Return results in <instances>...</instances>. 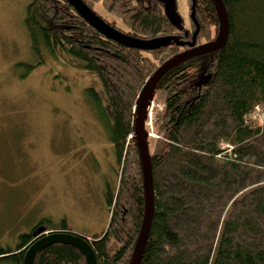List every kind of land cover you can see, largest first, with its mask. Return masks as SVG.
Wrapping results in <instances>:
<instances>
[{
  "label": "trees",
  "instance_id": "1",
  "mask_svg": "<svg viewBox=\"0 0 264 264\" xmlns=\"http://www.w3.org/2000/svg\"><path fill=\"white\" fill-rule=\"evenodd\" d=\"M80 1L93 13L99 4L120 20L125 29L95 13L127 37L157 42L142 50L112 40L67 0H32L25 11L35 52L42 41L55 58L94 73L101 83L118 179L105 193L106 229L82 237L97 264H129L145 207L133 137L137 100L164 62L214 40L219 20L211 0H194L193 18V0H186L188 23L180 16L177 26L166 15V0ZM222 2L229 28L223 46L172 68L152 93L164 98L148 147L154 210L139 264H264V117L259 124L250 120L264 108V0ZM51 231L73 233L64 219L59 226L42 220L19 235L15 248L0 246V264H22L29 245ZM34 264L86 262L76 248L53 244L37 253Z\"/></svg>",
  "mask_w": 264,
  "mask_h": 264
},
{
  "label": "rangeland",
  "instance_id": "2",
  "mask_svg": "<svg viewBox=\"0 0 264 264\" xmlns=\"http://www.w3.org/2000/svg\"><path fill=\"white\" fill-rule=\"evenodd\" d=\"M31 1L0 0V246L12 249L20 234L46 219L56 226L64 219L80 236L100 235L108 222L105 193L118 179L101 83L94 73L55 58L42 41L38 52L32 49L24 23ZM176 2L187 24V1ZM94 12L125 29L99 4ZM163 98L155 92L147 103L150 150ZM263 117L259 108L250 120L259 124Z\"/></svg>",
  "mask_w": 264,
  "mask_h": 264
},
{
  "label": "water",
  "instance_id": "3",
  "mask_svg": "<svg viewBox=\"0 0 264 264\" xmlns=\"http://www.w3.org/2000/svg\"><path fill=\"white\" fill-rule=\"evenodd\" d=\"M75 9L95 28H97L101 33L110 37L121 44L135 47L142 50H149L155 47L157 42L153 41H142L127 37L118 30L111 28L102 19L95 15L91 10H89L80 0H67ZM215 7L218 20H219V33L218 36L207 43L201 45H194L183 52L171 57L166 62H164L148 79L143 89L140 92L139 98L137 100V106L135 110V121H134V138L136 140V145L140 155V162L143 174V187L145 196V207L144 216L139 232L138 238L135 243L134 251L129 264H139L143 250L146 244L147 236L150 230L152 217H153V187H152V173L151 164L149 158V150L147 145V133L145 132V114L147 110V103L152 97L153 90L160 81V79L169 72L172 68L178 66L179 64L186 62L192 58L209 54L219 50L228 35V18L225 10V6L222 0H211ZM167 9L166 15L168 19L174 24L178 25L180 21V16L176 11V0H166ZM195 3L192 2V12L191 17L193 18ZM198 32V27L197 31ZM195 33V36H196ZM194 36V44H195ZM44 228H39L38 232L41 233ZM53 244H66L70 245L81 252L85 258L86 264H97V259L95 252L90 247L89 243L80 235L63 232V231H51L45 232L43 236L36 239L33 243L29 245L25 251L22 264H34L35 257L37 253L45 247Z\"/></svg>",
  "mask_w": 264,
  "mask_h": 264
},
{
  "label": "built area",
  "instance_id": "4",
  "mask_svg": "<svg viewBox=\"0 0 264 264\" xmlns=\"http://www.w3.org/2000/svg\"><path fill=\"white\" fill-rule=\"evenodd\" d=\"M257 110L259 111V108H257Z\"/></svg>",
  "mask_w": 264,
  "mask_h": 264
},
{
  "label": "bare ground",
  "instance_id": "5",
  "mask_svg": "<svg viewBox=\"0 0 264 264\" xmlns=\"http://www.w3.org/2000/svg\"><path fill=\"white\" fill-rule=\"evenodd\" d=\"M252 115V114H251Z\"/></svg>",
  "mask_w": 264,
  "mask_h": 264
}]
</instances>
